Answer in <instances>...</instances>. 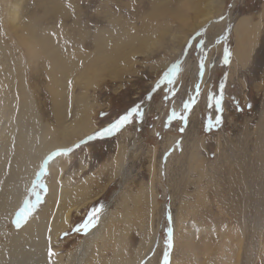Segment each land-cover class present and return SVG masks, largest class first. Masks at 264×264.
Wrapping results in <instances>:
<instances>
[{
    "label": "rangeland",
    "instance_id": "1",
    "mask_svg": "<svg viewBox=\"0 0 264 264\" xmlns=\"http://www.w3.org/2000/svg\"><path fill=\"white\" fill-rule=\"evenodd\" d=\"M242 20L251 28L237 36ZM58 102L63 126L84 111L94 130L46 157L21 204L0 212V264H18L17 214L44 212L50 181L99 198L56 239L51 216L36 228L45 264H163L166 252L169 264H264V0H0V196L15 128L43 140ZM137 106L142 119L88 139ZM96 208V226L75 231Z\"/></svg>",
    "mask_w": 264,
    "mask_h": 264
},
{
    "label": "bare ground",
    "instance_id": "2",
    "mask_svg": "<svg viewBox=\"0 0 264 264\" xmlns=\"http://www.w3.org/2000/svg\"><path fill=\"white\" fill-rule=\"evenodd\" d=\"M243 25L245 27L251 28V25L248 21L242 20L239 23L238 28L236 27L235 30L237 36L239 35V33L243 36L245 35V33L243 32L245 31ZM244 39L245 37H243V39L240 38L236 40L237 45L234 50L235 56L239 58L241 62L243 61V52H241L242 50L240 49V47H243ZM61 103L62 102H58V104L56 103L55 109L57 118L60 122V124L58 123L59 129L50 130L48 135L43 140L41 139V141L39 142L38 140H34L30 143H27L25 141L24 135L21 132V128H15L16 136L11 141L14 142V146L6 151V158L4 157V184L1 193V195L3 194V196H0V212L2 210L6 211L10 209V212L12 213L17 208V206L21 204L29 188L32 185L43 160L46 157L58 150L69 149L71 146H73V144L76 143L78 139L93 132L95 127L94 123L91 120L90 115L84 111L79 114L75 123L72 126H63V121L66 118V111L61 106ZM19 114H21V111H19ZM57 135H60L61 137L59 139L53 140V137L55 138V136ZM19 142L22 149L18 147ZM62 160L63 158H60L58 160L59 164L62 162ZM63 169L64 167L61 166L60 169L53 170V174H59L58 178H60V173ZM51 182L52 181H50L49 186L51 197L47 202L49 204L45 208L44 212L42 211L35 217L29 219L26 223H23L20 228L22 229L21 234L15 239L9 241L8 245H11V248L9 249V251L12 253L11 257L14 258L18 264H23L26 261L35 260V258L37 257L39 258L40 263L45 264L46 256L44 251V241L42 240L40 244H36L35 241L37 240H32L34 238L33 235H35V232L37 230L36 228L42 227L45 223L44 220H46V218L50 216L51 219L54 218L51 223V235L56 239L70 227L72 222V213L74 211H79L81 208L88 206V204L96 202L99 198V196H95V194L92 193L91 189L88 188L86 185L67 189L63 187V183L60 184L55 181V183L52 184ZM10 197L12 200L8 201L7 198ZM94 231H96V229ZM92 233L94 232H91V234ZM106 233L105 235H107ZM97 237L99 236L97 235ZM30 255H32V257ZM121 264L128 263L123 261L121 262Z\"/></svg>",
    "mask_w": 264,
    "mask_h": 264
},
{
    "label": "snow or ice",
    "instance_id": "3",
    "mask_svg": "<svg viewBox=\"0 0 264 264\" xmlns=\"http://www.w3.org/2000/svg\"><path fill=\"white\" fill-rule=\"evenodd\" d=\"M227 62H228V56L226 54L225 55V63H227ZM199 68H200V75L203 76V73H204V63H203V61H201ZM178 71H179V66L178 65H173L172 68L168 72H166L164 74V79L167 80V82L169 84H172L174 82V78H175V76H176ZM221 87H223V86H221ZM198 92H199V85H197V94H198ZM194 103H195V100L193 99L191 101V103H185L184 108L186 110H190L192 104H194ZM216 103L219 106L220 100L218 99L216 101ZM133 116H136V117L142 119L143 118V111L140 110L138 106L136 108L131 109L125 115H122L115 122L110 124L108 127H106L104 129H102L101 131L97 132L94 136H90L88 139L91 140V139H96L98 137L99 138H103L105 136H111V135L119 132L122 127H124L125 125H127V124L132 122ZM173 116L175 117L176 113H173ZM181 119H186V117H181ZM219 123H221V121H220L219 118H217L216 124H219ZM209 127H211V125ZM181 131H183V129H181ZM75 147H79V144H77ZM71 150L72 149H67L64 152H56V153L52 154V156H50L49 159H52V158H54L57 155H66ZM47 163H48V160H46L44 162V164L41 166V172L42 173L46 171ZM40 186L44 187L43 185H40ZM37 202L39 203V196L37 197ZM35 207H36V205H32L31 207L28 208L27 213L22 211V212L17 214L16 220H15V224H16L17 228L21 227L22 223H26L27 222L28 214L31 213V211L34 210ZM100 211H101L100 208L94 209L89 214V216L87 217L86 222L82 223L79 227L75 228L74 230L77 231V232H80L81 230H83L84 233L87 234V232L91 228H94L96 226V223L98 222V219H99ZM169 221H171V216H169ZM65 235H67V233H65ZM167 246H168V249L172 248V230H171V228L168 229ZM52 255H54V253H53L52 249L49 248V256L51 257ZM163 264H169V256H168L167 252L164 255Z\"/></svg>",
    "mask_w": 264,
    "mask_h": 264
}]
</instances>
